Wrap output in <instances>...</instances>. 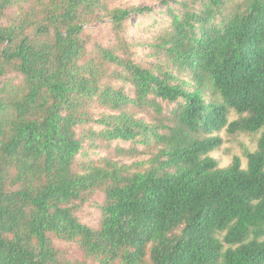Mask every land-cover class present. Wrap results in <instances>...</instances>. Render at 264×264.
Returning <instances> with one entry per match:
<instances>
[{"label":"trees","instance_id":"obj_1","mask_svg":"<svg viewBox=\"0 0 264 264\" xmlns=\"http://www.w3.org/2000/svg\"><path fill=\"white\" fill-rule=\"evenodd\" d=\"M161 2L143 65L128 28L150 8L0 0V264H264V0ZM223 131L259 136L246 168L210 156ZM118 141L150 158L91 157Z\"/></svg>","mask_w":264,"mask_h":264},{"label":"rangeland","instance_id":"obj_2","mask_svg":"<svg viewBox=\"0 0 264 264\" xmlns=\"http://www.w3.org/2000/svg\"><path fill=\"white\" fill-rule=\"evenodd\" d=\"M117 4L122 7H146L150 8V11L145 12L143 15L134 14L131 17L128 37L134 44L135 60L143 65L152 64L156 62L155 57H152V50L150 49V43L163 31L165 26H168V14L166 13V6L161 0H117ZM175 9L179 7L173 5ZM107 24L98 22L91 27L96 29V36L103 39L104 42H110ZM128 90H130L128 88ZM130 93V92H129ZM167 109H170L167 108ZM166 109V111H167ZM138 118L148 120L147 115L138 114ZM237 116L232 113L230 120H235ZM223 139L222 146L211 153V157L214 158L220 168H226L231 165L235 157H239L242 160L243 167L246 168V153L254 152L257 148L258 135L250 134H237L231 135L226 131L218 134ZM118 147L130 150L132 148L130 142L118 141L111 147H103V149L90 151L92 158L97 157H110L113 160L132 165L149 159L148 151L143 147L138 146V151H132L129 155H120ZM147 152V153H146ZM102 205V195L95 194L84 205L83 209L79 212V217L87 225L97 226L100 219V206ZM63 254L69 260H73L80 257L79 250L72 245H60Z\"/></svg>","mask_w":264,"mask_h":264}]
</instances>
